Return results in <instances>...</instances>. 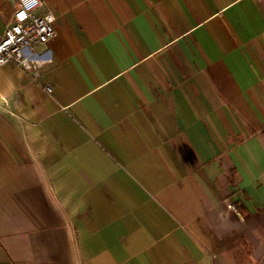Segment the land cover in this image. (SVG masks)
Returning <instances> with one entry per match:
<instances>
[{
	"label": "crops",
	"instance_id": "crops-1",
	"mask_svg": "<svg viewBox=\"0 0 264 264\" xmlns=\"http://www.w3.org/2000/svg\"><path fill=\"white\" fill-rule=\"evenodd\" d=\"M43 2L53 64L0 66V264H215L235 234L264 264V0Z\"/></svg>",
	"mask_w": 264,
	"mask_h": 264
},
{
	"label": "built area",
	"instance_id": "built-area-1",
	"mask_svg": "<svg viewBox=\"0 0 264 264\" xmlns=\"http://www.w3.org/2000/svg\"><path fill=\"white\" fill-rule=\"evenodd\" d=\"M8 2L15 7L12 23L0 30V66H18L37 81L43 68L53 64L52 57L43 49L56 36L57 17L43 0Z\"/></svg>",
	"mask_w": 264,
	"mask_h": 264
},
{
	"label": "rangeland",
	"instance_id": "rangeland-1",
	"mask_svg": "<svg viewBox=\"0 0 264 264\" xmlns=\"http://www.w3.org/2000/svg\"><path fill=\"white\" fill-rule=\"evenodd\" d=\"M7 10H13L15 5L12 3H6ZM241 235L235 234L230 236L229 239H221L223 242L218 241V245H215L213 250L210 251L211 256L216 257L215 264H243L242 254L245 252L246 256L250 255L249 247L246 244H243L241 241ZM232 243V245H228ZM228 248V249H227ZM221 254V255H219ZM246 264V262H244Z\"/></svg>",
	"mask_w": 264,
	"mask_h": 264
}]
</instances>
